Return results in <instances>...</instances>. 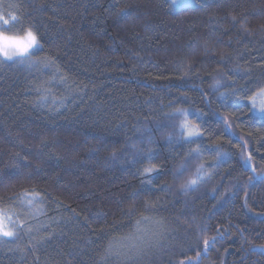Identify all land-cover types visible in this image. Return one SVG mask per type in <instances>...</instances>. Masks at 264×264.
Instances as JSON below:
<instances>
[{"label": "trees", "instance_id": "1", "mask_svg": "<svg viewBox=\"0 0 264 264\" xmlns=\"http://www.w3.org/2000/svg\"><path fill=\"white\" fill-rule=\"evenodd\" d=\"M0 15L43 45L0 63V207L25 222L0 264H264V118L231 95L264 87V0H0ZM176 108L202 138H182Z\"/></svg>", "mask_w": 264, "mask_h": 264}, {"label": "snow or ice", "instance_id": "2", "mask_svg": "<svg viewBox=\"0 0 264 264\" xmlns=\"http://www.w3.org/2000/svg\"><path fill=\"white\" fill-rule=\"evenodd\" d=\"M172 2L175 3V0H172ZM233 19H235V17H233ZM17 21L18 18L15 15L10 16L8 19H5L3 15H0V26H7ZM242 27L245 26L242 25ZM245 30H247L246 27ZM38 51H43V45L40 43L37 32L34 31L31 26L25 29L22 35L9 34L8 31L2 30V28H0V63H6L9 61H31L32 57ZM216 84L219 85L220 81L217 80ZM248 92L249 90L244 88H241L239 90L233 89L231 91V95L239 96L241 95V93H245L243 98L247 99L250 102V110H256L262 116V118H264V87H260L255 91H252L250 95L247 94ZM220 95L224 96L226 95V93H221ZM174 112L184 117L179 125L182 130L181 135L184 140L189 143H193L195 142L196 138H202L205 135L204 130L201 128V125L199 123L188 119V109L176 108ZM194 114L197 117H202L204 115L201 110H197ZM222 119L225 130L234 135V133L232 132L233 122L229 119V115H224ZM238 138L242 140L245 146L244 149L241 150V159L243 163L247 167H249L255 175V166L252 165L251 153H246L247 141L243 140L242 137ZM212 150L217 152L218 159L220 157L229 156V153L221 152L218 147H214ZM192 152H195L197 155H199L201 153L200 145H197V147L193 149ZM189 154L191 155V152ZM145 155L149 161V165L143 168L141 175L147 177L151 173L155 172L158 169L159 165L151 163V151H149ZM181 167L183 168V166ZM200 172L201 168H197V175L195 177H189L188 179H186L180 185V187L185 191L195 190V186L203 178L200 175ZM205 175H207V173H205ZM259 178L264 179V176ZM150 182L151 181H149V183ZM20 195L22 196L21 203H26L29 207H35L34 201H36L38 198L42 199V196L39 192H30L27 189L23 190ZM245 205H247V193L245 194ZM132 210H134V205L130 206L128 209L129 212H131ZM14 215L17 216L16 219H13ZM18 216L19 214L10 211L7 207H0V238H14L17 235V230L24 227L25 222L20 220ZM205 230L206 229L203 228L200 229L201 232ZM217 233L218 235L220 234L219 229L217 230ZM215 240V236H201L200 240L197 241V243L202 242L203 250L206 252L210 243H215ZM157 243H159V241H157ZM199 256L200 253L197 252L196 258H198ZM194 259L195 258H188L187 260H180L177 261L176 264H193Z\"/></svg>", "mask_w": 264, "mask_h": 264}, {"label": "rangeland", "instance_id": "3", "mask_svg": "<svg viewBox=\"0 0 264 264\" xmlns=\"http://www.w3.org/2000/svg\"><path fill=\"white\" fill-rule=\"evenodd\" d=\"M195 2H196V0H175L174 4L176 7H181V6L183 7V6L191 5ZM253 112L256 114H259L256 110H253ZM21 229H24V227H22ZM9 238H11V237H9Z\"/></svg>", "mask_w": 264, "mask_h": 264}]
</instances>
